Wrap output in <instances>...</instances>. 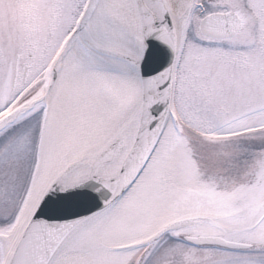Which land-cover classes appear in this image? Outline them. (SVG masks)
Segmentation results:
<instances>
[{"label":"snow or ice","instance_id":"snow-or-ice-1","mask_svg":"<svg viewBox=\"0 0 264 264\" xmlns=\"http://www.w3.org/2000/svg\"><path fill=\"white\" fill-rule=\"evenodd\" d=\"M27 8L0 20V264H264V0Z\"/></svg>","mask_w":264,"mask_h":264},{"label":"flooded vegetation","instance_id":"flooded-vegetation-1","mask_svg":"<svg viewBox=\"0 0 264 264\" xmlns=\"http://www.w3.org/2000/svg\"><path fill=\"white\" fill-rule=\"evenodd\" d=\"M28 0H5V6L0 10V20L17 29L27 19Z\"/></svg>","mask_w":264,"mask_h":264}]
</instances>
